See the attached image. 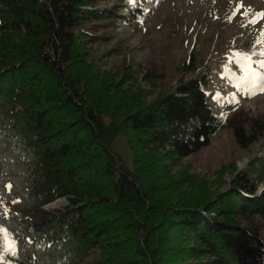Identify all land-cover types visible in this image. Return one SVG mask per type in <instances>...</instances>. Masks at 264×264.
I'll use <instances>...</instances> for the list:
<instances>
[{"label":"trees","instance_id":"16d2710c","mask_svg":"<svg viewBox=\"0 0 264 264\" xmlns=\"http://www.w3.org/2000/svg\"><path fill=\"white\" fill-rule=\"evenodd\" d=\"M123 1L0 0V247L16 251L0 264H264V189L235 162L216 189L183 164L225 130L249 149L264 119L247 131L215 113V72L195 54L191 77L151 100L157 76L144 90L132 66L100 70L86 28L118 19ZM123 7L118 21L149 18Z\"/></svg>","mask_w":264,"mask_h":264},{"label":"rangeland","instance_id":"374dc122","mask_svg":"<svg viewBox=\"0 0 264 264\" xmlns=\"http://www.w3.org/2000/svg\"><path fill=\"white\" fill-rule=\"evenodd\" d=\"M125 4L144 9L149 18L130 24L118 21L125 16ZM262 6L264 0H124L119 5L118 19L104 25H88L86 32L100 38L97 44L85 43L83 48L97 60L102 71L121 75L127 66H132L144 90L153 88L151 83L142 81L143 76H157V89L149 100L190 78L184 66L195 54L200 69L215 72L211 97L215 113L240 123L248 131L252 119H264V16H259ZM245 55L246 67L256 74L254 83L245 79L248 73L241 67ZM113 149L131 164L130 149L123 136L115 140ZM232 162L237 172L249 175L259 192L264 189V138L243 150L237 146L233 133L225 130L208 148L183 164L204 182L214 181L216 189L218 171ZM232 176L224 174L223 188ZM2 202L5 201L0 200V206L6 207ZM65 204V199L56 200L42 209L50 211ZM261 235L264 237V232Z\"/></svg>","mask_w":264,"mask_h":264},{"label":"snow or ice","instance_id":"6c2138e0","mask_svg":"<svg viewBox=\"0 0 264 264\" xmlns=\"http://www.w3.org/2000/svg\"><path fill=\"white\" fill-rule=\"evenodd\" d=\"M129 2H132V0H129ZM261 15L264 16V13H262ZM252 22L254 23L255 21H252ZM247 60H248V57L246 55L243 56V58L240 62L241 67L245 69L246 73H248V75L245 77V79L249 83H254L256 74L254 72H252L249 67H246L244 61H247ZM261 67H264V62H261ZM261 90H264V88H262ZM11 187H12V185H7L8 189H11ZM13 202H16V201H13ZM0 231H2V229H0ZM5 251L11 253L12 255H15L16 254L15 244L14 243L13 244L6 243L5 245H3V247H0V256H2L3 252H5Z\"/></svg>","mask_w":264,"mask_h":264}]
</instances>
